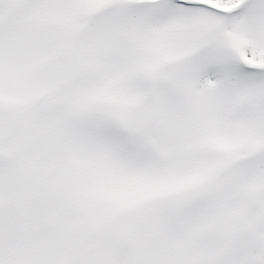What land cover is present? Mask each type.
Wrapping results in <instances>:
<instances>
[{"label":"snow or ice","instance_id":"snow-or-ice-1","mask_svg":"<svg viewBox=\"0 0 264 264\" xmlns=\"http://www.w3.org/2000/svg\"><path fill=\"white\" fill-rule=\"evenodd\" d=\"M0 264H264V0H0Z\"/></svg>","mask_w":264,"mask_h":264}]
</instances>
